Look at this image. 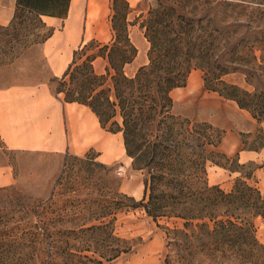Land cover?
<instances>
[{"label": "trees", "instance_id": "obj_1", "mask_svg": "<svg viewBox=\"0 0 264 264\" xmlns=\"http://www.w3.org/2000/svg\"><path fill=\"white\" fill-rule=\"evenodd\" d=\"M70 1L17 0L14 18L20 14L64 18ZM118 1L113 0V42L104 47L108 53L100 54L108 59L106 73L95 72L94 57L82 65L72 62L65 75L73 77L79 72L84 78L82 91L90 95L64 99L89 106L104 128L113 116L121 115L122 126L111 131L123 133L127 154L139 169L147 170L141 206L149 216L155 220L181 218L185 228L200 221L196 224L200 234L209 237L203 245L223 254L234 249L246 262L255 264L262 259L264 264V244L254 224L255 218H264V193L241 178L227 192L219 185H200L193 173H185L182 166L197 148L204 150L202 167L212 155L230 159L205 149L207 145L217 147L225 132L207 122L192 126L191 121L172 111V91L185 86L192 71L199 69L207 90L235 101L258 121H264V91L257 85L250 91L224 79L233 73L244 74L249 84L264 79V25L240 20L248 7L245 3L156 0L157 5L141 22L150 43L149 61L134 75H127L124 67L135 60L138 48L129 32V2L121 0L124 9H120ZM5 29L8 27L0 25V30ZM107 77L112 85L105 87ZM195 160L197 170L199 160ZM19 207L17 212L23 213L16 216L0 205V264H103L133 248L129 240L115 234L110 223L80 228L88 224L84 222L62 230L58 228L63 222L61 216L50 218L48 210L37 205L23 203Z\"/></svg>", "mask_w": 264, "mask_h": 264}, {"label": "rangeland", "instance_id": "obj_2", "mask_svg": "<svg viewBox=\"0 0 264 264\" xmlns=\"http://www.w3.org/2000/svg\"><path fill=\"white\" fill-rule=\"evenodd\" d=\"M127 1L131 10L127 16V21L131 23L130 37L138 48V54L132 63L125 65L124 71L127 75H134L140 66L149 61L150 43L145 37V29L141 22L157 2ZM232 1L248 5L240 17L242 22L253 20L254 25H264V0ZM94 3L100 7L101 14L94 25V34L89 36L85 25L81 41L72 54L70 49H67L63 54H55L53 59L47 58L44 54V43L52 30L46 25L43 17L20 14L17 18L13 17L10 24L2 25L8 29L0 30V85L49 86L54 94L57 90H62V95L66 99L80 97L83 94L89 96L88 91H82L81 84L84 78L79 72L73 77L65 73L55 77L53 67L58 63L64 67L67 61L68 65L72 62L76 63L75 66L82 65L88 58L94 57L92 64L95 72L106 73L108 59L100 54L109 52L104 47L111 46L114 38L113 0H95ZM118 5L120 9H124L121 0L118 1ZM62 9L59 7V10ZM76 15L78 21L70 26L71 18ZM81 18L82 10L78 4V10L75 12L73 7L70 20L67 22L68 39L73 45H77L79 40ZM228 20L231 21L232 18ZM224 79L250 91H254L256 85L264 91V79L249 84L242 73L229 74ZM111 85V78L107 77L105 87ZM172 97L173 113L181 119L191 121L192 126L207 122L220 131L228 132L230 136H239L245 147L262 149L264 121H258L248 110V112L240 110L235 101L207 90L201 70L192 71L187 84L173 90ZM214 120L218 121V125L212 122ZM251 120L256 122V125L253 131L247 132ZM122 123L123 119L117 113L105 128L100 125L99 136L88 126L80 127L74 140L75 150H80L79 146L83 147L80 155L69 153L58 156L44 152L11 154L8 159L14 163L18 183L7 189H0V205L16 212V216L23 213L17 212L23 203L29 207L37 205L40 209L46 208L50 218L58 216L63 218L62 224L58 226L62 230H71L84 222L88 224L80 228L103 222L110 223L115 228V234L129 240L133 248L111 261H104L103 264H252L240 258L234 249H228L223 254L211 249L210 247H213L211 245H203L209 242V237L200 234L196 226L201 223L200 221H195L194 226L185 228V220L181 218L160 217L155 220L146 213L141 202L145 196L147 170L139 169L133 159L131 161L125 155L123 133L111 131L118 129ZM205 149L207 152L220 153L213 145H207ZM202 151H204L202 148H197L182 166L185 173L194 174L193 178L200 185L211 186L208 182L209 173L211 179L214 177L216 181H222L219 186L227 192L231 191L236 181L241 178L248 180L264 193V160L241 164L237 157L227 159L221 155H212L202 167L201 162L205 155ZM195 159L199 160L197 170ZM217 162L235 171L233 174L226 172V176L220 180L218 173L223 171L216 169L217 173L214 172ZM102 214L105 217H99ZM254 224L256 235L264 244V218H255ZM262 261L261 259L255 264H263Z\"/></svg>", "mask_w": 264, "mask_h": 264}, {"label": "crops", "instance_id": "obj_3", "mask_svg": "<svg viewBox=\"0 0 264 264\" xmlns=\"http://www.w3.org/2000/svg\"><path fill=\"white\" fill-rule=\"evenodd\" d=\"M94 1L91 0L90 4V0H71L68 14L64 18L43 16L46 25L52 29L51 35L44 43V54L47 58L53 59L55 54H63L67 49H70L72 54L81 41L85 25H87V34L89 36L94 34V25L101 17L100 7ZM78 4L79 9L82 10L81 30L77 45H73V42L68 39L67 22L70 20L73 7H75V12L78 10ZM16 6L17 0H0V25L11 23ZM76 21H78L77 15L71 18L70 26L75 25ZM68 63L69 61L64 67L59 63L53 67L55 77L66 72L69 67ZM239 109L247 111L240 107ZM212 122L218 125V121ZM255 123L251 120L246 131H253ZM100 125L98 116L89 106L79 102H68L62 93H52L49 86L0 85V188H8L18 183L14 163L8 159L11 154L44 152L58 156L69 153L80 155L83 147L79 146L80 150L74 148L77 131L82 126H88L93 133L96 132L99 136ZM262 125L264 127V122ZM79 142L83 143L82 140ZM216 148L229 158L237 157L241 164L264 160V146L260 150L245 148L239 136H230L228 132ZM123 151L132 161L125 145ZM214 169L216 173V169L223 171L218 173L220 180L226 176V172L233 174V171L222 165L216 164ZM208 182L210 185H221L222 183V181H216L214 177L211 179L209 173Z\"/></svg>", "mask_w": 264, "mask_h": 264}, {"label": "built area", "instance_id": "obj_4", "mask_svg": "<svg viewBox=\"0 0 264 264\" xmlns=\"http://www.w3.org/2000/svg\"><path fill=\"white\" fill-rule=\"evenodd\" d=\"M120 172H122V170Z\"/></svg>", "mask_w": 264, "mask_h": 264}]
</instances>
